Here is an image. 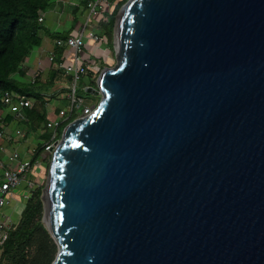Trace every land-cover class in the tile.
<instances>
[{"label": "water", "instance_id": "obj_1", "mask_svg": "<svg viewBox=\"0 0 264 264\" xmlns=\"http://www.w3.org/2000/svg\"><path fill=\"white\" fill-rule=\"evenodd\" d=\"M114 51L52 149V264H264V0H128Z\"/></svg>", "mask_w": 264, "mask_h": 264}, {"label": "trees", "instance_id": "obj_2", "mask_svg": "<svg viewBox=\"0 0 264 264\" xmlns=\"http://www.w3.org/2000/svg\"><path fill=\"white\" fill-rule=\"evenodd\" d=\"M58 0H0V111H5L3 104V93L5 91H16L26 94L35 99V107L27 110L26 114L29 123H21L20 127H28L31 135L35 136L36 151L33 156V162L40 159L44 154V141L50 139L52 130L48 128L47 122L55 117L61 108L68 104L63 102L56 105L53 111L47 108L53 99H56L57 93L60 92L62 82L65 81L67 86L71 85L72 77L67 75L63 70L56 69L54 65L48 71V76L40 75L33 82L28 79V73L24 70L25 64L29 57L37 48L43 44V33H48L49 29L40 21L42 14L53 10ZM69 6V12L72 24L75 28L81 24L87 0H73ZM128 0H112L113 7L109 11L106 22H98L97 32L102 34L108 47L114 50L113 37L116 17L121 7ZM72 32L50 34L54 39V51L57 55L55 63L61 61L65 48L57 46V40H66ZM91 44V43H90ZM92 49L91 45L87 46ZM95 51V50H94ZM84 57L93 66L99 58L101 67L91 69L90 84L96 86L94 75L100 74L106 66H113L102 56L84 52ZM97 57V58H96ZM94 59V60H93ZM98 63V62H97ZM70 92V87H68ZM86 92L78 90V94ZM91 98L93 97L87 94ZM89 97V98H90ZM57 101V99H56ZM77 115L70 119L59 129V137H62L64 128L76 119ZM27 138L32 136L26 134ZM50 164L44 171L49 173ZM43 174V173H42ZM41 175V174H40ZM35 176V175H33ZM32 176V177H33ZM36 177V176H35ZM26 187V186H25ZM44 185H37L31 190L26 187V194L23 195L25 200L21 216L17 226L10 232L8 240L0 254V264H52L58 253V246L47 230L43 222L44 202L42 194ZM20 200V198H19Z\"/></svg>", "mask_w": 264, "mask_h": 264}, {"label": "built area", "instance_id": "obj_3", "mask_svg": "<svg viewBox=\"0 0 264 264\" xmlns=\"http://www.w3.org/2000/svg\"><path fill=\"white\" fill-rule=\"evenodd\" d=\"M113 7L112 0H87L86 9L79 28L74 34L66 40H57V46L65 48V52L60 62L55 63L57 55L53 50L49 54V61L56 69L63 70L67 75L72 77L70 92L68 93V104L61 108L59 113L47 122L48 128L52 130L50 139L44 141V154L40 159L33 162V156L36 151V145L31 146L32 156H24L19 150L7 152L4 142L6 140L13 141L21 139L26 135L23 128H17L15 133L8 134L10 125L9 117L19 123L28 124L29 118L26 111L35 107V99L26 94L16 91H5L3 93V104L5 111H0V154L3 153L6 157L0 155V214L2 209L13 201L18 200L14 190L21 185H25L29 190L36 187L38 177L42 172L43 165L40 161H50L52 149H56L61 138L59 137V129L70 119L77 115L76 118L84 116L88 112V108H95L96 105L92 99L78 94V83L84 78L91 77V69L93 65L84 57V49L89 43L96 49L101 50L103 54L108 52L106 42L102 34L98 33V22H106L108 17L106 13ZM44 19V14L41 15L40 21ZM40 75L37 71L32 76L34 82ZM91 84H86L82 90L86 92L91 88ZM87 94V93H86ZM93 97H98L93 93H89ZM35 175V176H33ZM33 176V177H32ZM18 221L12 220L7 215L3 214L0 217V254L9 238L10 232L17 226Z\"/></svg>", "mask_w": 264, "mask_h": 264}, {"label": "crops", "instance_id": "obj_4", "mask_svg": "<svg viewBox=\"0 0 264 264\" xmlns=\"http://www.w3.org/2000/svg\"><path fill=\"white\" fill-rule=\"evenodd\" d=\"M73 0H62L60 2L57 1V4L55 8L47 13H44V23L49 29L48 33L45 34L43 44L41 47L37 48L31 56L29 57L27 63L25 64L24 70L28 73V79H32L31 72L34 70L39 69L38 71L41 73V69H50L51 63L49 62V54L54 49V39L50 36V34L53 33H68L72 32L75 33L76 30L79 28L73 27L70 12H69V6L73 3ZM62 4V5H61ZM82 20V19H81ZM71 33V34H72ZM91 45L92 44H88ZM87 45V46H88ZM66 50V49H65ZM95 50V51H94ZM84 52L91 54V58H94L95 55L102 56V51L96 49L94 46H92V49H88L87 47L84 49ZM95 54V55H94ZM85 55V54H84ZM97 58V57H96ZM86 59V57H85ZM87 60V59H86ZM94 60V59H93ZM43 75V74H42ZM45 77L48 76L44 75ZM47 108L53 111L54 107H51L50 104H48ZM10 125L8 127V134H14L15 130L17 128H20V124L18 121H14L11 117H9ZM30 138L28 139H15L13 141L6 140L4 142V146L7 150V152H13L15 150H19L23 156H25L28 151L31 150V147L29 146ZM2 157H6L3 153H1ZM16 194V193H15ZM17 198L19 196L16 194Z\"/></svg>", "mask_w": 264, "mask_h": 264}, {"label": "rangeland", "instance_id": "obj_5", "mask_svg": "<svg viewBox=\"0 0 264 264\" xmlns=\"http://www.w3.org/2000/svg\"><path fill=\"white\" fill-rule=\"evenodd\" d=\"M58 1H59V0H58ZM61 1H62V0H60V2H61ZM61 5H62V4H61ZM106 16H107V17L109 16V12L106 13ZM82 19H83V18H82ZM43 37H45V34H44V33H43ZM106 45H107V44H106ZM113 46H114V37H113ZM106 48L108 49V52H106V54H103V53H102V58L104 57L105 60H106L107 62H111V64H113V66H115V65L117 64V60H116V56H115V51H114L113 49H111V51H110V47H108V46H106ZM97 56H99V55H97ZM49 62H50V61H49ZM97 62H98V63H97ZM97 62L95 63V66H94L95 68L99 66L98 64H100L101 67L103 66V63L101 64V60H100L99 58L97 59ZM94 67H93V68H94ZM106 67H109V65L106 66ZM111 67H112V66H111ZM38 70H39V69L36 68V70H34L33 72H31V75L33 76ZM48 71H49L48 68H46V69H44V70L41 69V74H43V75H47ZM43 75H42V76H43ZM32 76H31V77H32ZM98 76H99V74L94 75V77L96 78V82H97ZM86 84H90V80H89V79H84V78H83V79L78 83V89H79V92H80V91H83L82 89H83V87H84ZM68 87H70V86H67L66 82L63 81V82H62L61 89H59L60 92L57 93V97H56L57 101H56V99H53V100L51 101V104H50L51 107H55L56 105H60V104H62L63 102H66V103H67V100H68V93H69V91H68ZM94 87H96V86H94ZM81 94H82L83 96H85V97H90V96H88L87 94H85L84 92L81 93ZM90 99H92V100L94 101L95 105H96V104H97V100H100L101 98H100V96H98L97 98H91V97H90ZM23 130H24V132H26V134H28V135L30 134V135H31V133H30V132H31L30 128H28V127H23ZM31 136H32V135H31ZM21 139H27V135H25V136H24L23 138H21ZM35 144H37L36 141H35V136H32V137L30 138V141H29V146H30V147H31L32 145L35 146ZM26 156H32L31 152L28 151V153H27ZM22 157H24L23 154H22ZM40 164L43 165V168H42L41 175H40V176H37V177H38V178H37V179H38L37 184H39V185H44V188H45L46 185H47L48 175H49V174L47 173V171H46L45 174H44V171H43V170H45V169L47 168L48 164L51 165V159H50V161H47V160L43 161V160H41V161H40ZM49 169H50V166H49L48 170H49ZM42 173H43V174H42ZM14 192L19 196L20 200H19V199H18V200H15V201L12 202V204L6 205V206L2 209V211H1L0 217H2L3 214H5V215H7L8 217H10L12 220H14V221H18L19 218H20V216H21V212H22V209H23V207H24L25 200H26V199H24V196H23V195L26 194V187H25V185L23 184V185L19 186L18 188H16V189L14 190Z\"/></svg>", "mask_w": 264, "mask_h": 264}]
</instances>
